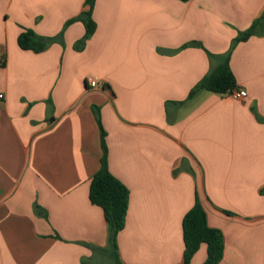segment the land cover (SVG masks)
<instances>
[{"label":"crops","instance_id":"crops-1","mask_svg":"<svg viewBox=\"0 0 264 264\" xmlns=\"http://www.w3.org/2000/svg\"><path fill=\"white\" fill-rule=\"evenodd\" d=\"M87 10L0 0V264H114L89 197L101 127L109 170L130 190L121 264H185L197 200L223 234L220 264H264V20L233 46L264 0H96L81 45ZM25 30L46 50H22ZM227 55L247 97L189 99ZM206 259L202 245L191 264Z\"/></svg>","mask_w":264,"mask_h":264},{"label":"trees","instance_id":"trees-1","mask_svg":"<svg viewBox=\"0 0 264 264\" xmlns=\"http://www.w3.org/2000/svg\"><path fill=\"white\" fill-rule=\"evenodd\" d=\"M96 0H86L88 10L82 14L80 20L86 27V36L80 42L84 45L86 40L96 30L93 21V9ZM263 19L254 22L246 32L241 33L233 46L245 42L258 34L259 27L263 29ZM49 41L39 37L31 30H25L18 38V45L24 51L41 53L48 47ZM210 56H213L210 54ZM237 89V81L230 66V55L224 57L222 62L207 77L198 83L189 95L192 99L200 91H208L226 95ZM99 124L100 118L96 111ZM101 126V125H100ZM102 151L101 168L90 182L89 197L93 205L104 211L109 230V255L114 264H121L118 254V235L125 229L129 209L130 190L117 178L108 167V148L106 133L101 127ZM262 193H264L262 191ZM183 238L185 243V264H191L202 245L207 246V259L203 264H220L224 256V237L220 230L208 225L207 215L200 202L197 200L194 207L185 215L182 223Z\"/></svg>","mask_w":264,"mask_h":264},{"label":"built area","instance_id":"built-area-1","mask_svg":"<svg viewBox=\"0 0 264 264\" xmlns=\"http://www.w3.org/2000/svg\"><path fill=\"white\" fill-rule=\"evenodd\" d=\"M90 87L92 89H97L99 88L100 84L97 81L91 80L89 83ZM229 96L235 100H242L247 97V93L245 91H241L238 89L233 90L232 92L229 93ZM0 98H3L2 95H0Z\"/></svg>","mask_w":264,"mask_h":264},{"label":"water","instance_id":"water-1","mask_svg":"<svg viewBox=\"0 0 264 264\" xmlns=\"http://www.w3.org/2000/svg\"><path fill=\"white\" fill-rule=\"evenodd\" d=\"M181 1H187V0H181Z\"/></svg>","mask_w":264,"mask_h":264}]
</instances>
